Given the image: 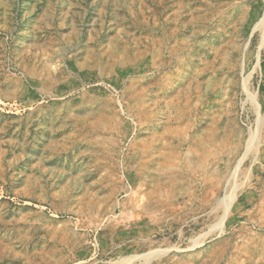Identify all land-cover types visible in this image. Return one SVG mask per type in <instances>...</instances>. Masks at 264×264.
I'll return each instance as SVG.
<instances>
[{
	"label": "rangeland",
	"instance_id": "rangeland-1",
	"mask_svg": "<svg viewBox=\"0 0 264 264\" xmlns=\"http://www.w3.org/2000/svg\"><path fill=\"white\" fill-rule=\"evenodd\" d=\"M264 0H0V264H264Z\"/></svg>",
	"mask_w": 264,
	"mask_h": 264
},
{
	"label": "bare ground",
	"instance_id": "bare-ground-1",
	"mask_svg": "<svg viewBox=\"0 0 264 264\" xmlns=\"http://www.w3.org/2000/svg\"><path fill=\"white\" fill-rule=\"evenodd\" d=\"M264 20V18L262 19V21Z\"/></svg>",
	"mask_w": 264,
	"mask_h": 264
}]
</instances>
